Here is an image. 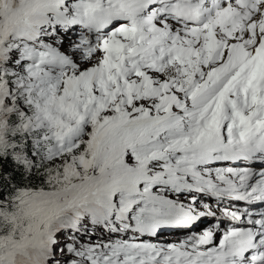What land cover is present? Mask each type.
Segmentation results:
<instances>
[{
    "label": "snow or ice",
    "instance_id": "obj_1",
    "mask_svg": "<svg viewBox=\"0 0 264 264\" xmlns=\"http://www.w3.org/2000/svg\"><path fill=\"white\" fill-rule=\"evenodd\" d=\"M0 264H264V0H0Z\"/></svg>",
    "mask_w": 264,
    "mask_h": 264
},
{
    "label": "rangeland",
    "instance_id": "obj_2",
    "mask_svg": "<svg viewBox=\"0 0 264 264\" xmlns=\"http://www.w3.org/2000/svg\"><path fill=\"white\" fill-rule=\"evenodd\" d=\"M177 239H180V238H176V239H174L173 241H176Z\"/></svg>",
    "mask_w": 264,
    "mask_h": 264
},
{
    "label": "bare ground",
    "instance_id": "obj_3",
    "mask_svg": "<svg viewBox=\"0 0 264 264\" xmlns=\"http://www.w3.org/2000/svg\"><path fill=\"white\" fill-rule=\"evenodd\" d=\"M168 237V236H167Z\"/></svg>",
    "mask_w": 264,
    "mask_h": 264
}]
</instances>
